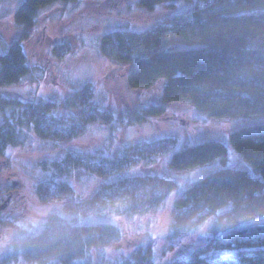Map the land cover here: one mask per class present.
<instances>
[{"label":"trees","instance_id":"obj_1","mask_svg":"<svg viewBox=\"0 0 264 264\" xmlns=\"http://www.w3.org/2000/svg\"><path fill=\"white\" fill-rule=\"evenodd\" d=\"M58 1L23 0L18 6L14 24L20 33L0 54V87L19 83L30 71L24 41L38 27L40 10ZM160 1L141 3L152 8ZM176 42L206 47L167 49ZM100 49L124 68L130 88L158 89L157 100L114 114L96 104L90 82L60 104L0 94V110H9L0 124V154L18 141L23 129L64 141L84 133L95 121L143 122L167 114L170 103L180 101H188L211 116L242 119L264 115V0H213L144 32L114 29L102 36ZM59 106L68 113L58 112ZM229 139L250 167H219L178 196L171 236L212 220L211 236L171 264H264V121L231 130ZM176 144L175 137L163 136L131 144L112 157L69 153L45 166L52 171L38 183V193L45 201L65 200L74 188L62 175L73 168L111 177L169 152ZM228 154L226 142L206 138L177 149L170 163L177 170H192ZM176 186L174 178L145 170L106 180L92 195L65 202L63 213L51 214L44 229L22 240L21 251L31 260L58 257L68 262L88 247L114 242L121 235L115 223L87 219L149 210ZM224 249L231 252H219ZM120 264L154 262L146 253Z\"/></svg>","mask_w":264,"mask_h":264},{"label":"rangeland","instance_id":"obj_2","mask_svg":"<svg viewBox=\"0 0 264 264\" xmlns=\"http://www.w3.org/2000/svg\"><path fill=\"white\" fill-rule=\"evenodd\" d=\"M213 0H162L154 7L142 5L141 0H60L40 10L39 25L24 41L30 71L19 83L1 87L3 97L52 100L57 103L90 82L94 87V101L114 114L133 110L144 103L157 100L158 89H132L126 82L124 68L118 67L100 49L102 36L114 29L147 31L160 23ZM23 0H0V54L20 33L14 24V14ZM63 51L60 56L59 52ZM65 52V53H64ZM156 90V91H155ZM60 113L68 111L58 108ZM9 114L0 110V124ZM264 121V115L242 119L211 116L188 101L170 103L167 114L150 116L143 122L104 123L95 121L86 131L69 140L41 137L34 130L23 129L19 139L0 154V186L11 182L20 188L26 204L17 212L0 218V229L8 233L10 242L0 254V264H120L135 260L146 253L154 264H171L179 256L194 249L210 236L212 220L183 235L172 237L171 227L176 215V199L190 185L222 166L250 167L232 145L229 132L244 124ZM226 134L225 138L218 135ZM163 136L177 139L176 146L165 154L132 166L126 172L103 177L83 167L73 168L62 175L74 188L65 200L45 201L38 193V183L48 178L51 168L45 167L69 153L116 156L125 147ZM206 138H217L227 143L228 156L192 170H177L170 163L180 147ZM209 169V171H201ZM145 170L174 178L177 186L156 207L129 214L116 213L92 216L88 221L111 222L119 225L121 235L114 242L97 244L68 262L58 257L31 260L19 246L23 239L44 229L47 218L63 213L65 202L92 195L104 181L120 175L136 174ZM194 174V175H193ZM181 183L184 189L181 188ZM203 229V230H201ZM222 254L229 249L219 251Z\"/></svg>","mask_w":264,"mask_h":264},{"label":"flooded vegetation","instance_id":"obj_3","mask_svg":"<svg viewBox=\"0 0 264 264\" xmlns=\"http://www.w3.org/2000/svg\"><path fill=\"white\" fill-rule=\"evenodd\" d=\"M12 182V181H11ZM11 182L0 186V218L17 212L19 208H23L26 200L23 199L20 188H13ZM10 242L8 241V233L0 229V254L5 252Z\"/></svg>","mask_w":264,"mask_h":264},{"label":"water","instance_id":"obj_4","mask_svg":"<svg viewBox=\"0 0 264 264\" xmlns=\"http://www.w3.org/2000/svg\"><path fill=\"white\" fill-rule=\"evenodd\" d=\"M206 47L205 44L203 43H195V44H187V43H182V42H176L172 43L167 46L168 50H175V49H200Z\"/></svg>","mask_w":264,"mask_h":264},{"label":"snow or ice","instance_id":"obj_5","mask_svg":"<svg viewBox=\"0 0 264 264\" xmlns=\"http://www.w3.org/2000/svg\"><path fill=\"white\" fill-rule=\"evenodd\" d=\"M218 137H220V138H225V137H226V134L218 135ZM201 171H209V169H202ZM193 175H194V174H193ZM191 182H194V181H191ZM181 188H182V190L184 189V185H183V183H181ZM262 219H264V218H262ZM201 230H203V229H201Z\"/></svg>","mask_w":264,"mask_h":264}]
</instances>
